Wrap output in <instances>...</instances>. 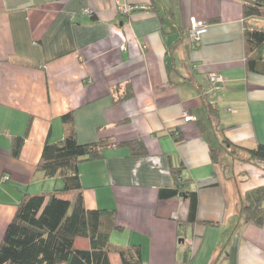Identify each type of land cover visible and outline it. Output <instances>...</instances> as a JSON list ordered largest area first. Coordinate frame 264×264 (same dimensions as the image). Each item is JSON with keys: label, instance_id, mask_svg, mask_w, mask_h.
I'll list each match as a JSON object with an SVG mask.
<instances>
[{"label": "crops", "instance_id": "1", "mask_svg": "<svg viewBox=\"0 0 264 264\" xmlns=\"http://www.w3.org/2000/svg\"><path fill=\"white\" fill-rule=\"evenodd\" d=\"M191 17L208 24L197 42ZM69 112L79 142L109 141L79 171L86 208L114 210L122 227L110 237L111 264L134 247L143 264H264V225L240 214L264 169L224 144L264 143V73L246 66L243 0H0V243L26 193L62 186L37 166L46 142L65 138ZM179 183L198 192L197 223L185 196L159 198Z\"/></svg>", "mask_w": 264, "mask_h": 264}, {"label": "trees", "instance_id": "2", "mask_svg": "<svg viewBox=\"0 0 264 264\" xmlns=\"http://www.w3.org/2000/svg\"><path fill=\"white\" fill-rule=\"evenodd\" d=\"M243 17L247 69L264 73V27L249 23L253 18H264V0H243ZM210 109L214 111L212 106ZM62 119L66 129L65 138L60 142L47 141L37 166L47 177L60 176L62 186L50 194L24 195L0 243V264H111L110 237L114 231H121L122 227L116 222L114 210L86 208L79 171L80 162L100 157L109 141L81 143L73 112L63 115ZM23 143L22 137L15 140L14 156L20 155ZM224 144L236 158L264 169V143L247 148L225 138ZM128 145L137 153L138 146L139 152H145L142 141L129 142ZM213 157L216 158L214 152ZM173 170L179 172L178 169ZM182 187L180 183L176 187H162L159 198L167 200L185 196L190 200L189 223H197L198 192ZM70 192L77 193L74 202L61 197ZM240 214L245 224L264 225V186L245 195ZM77 239H86L89 246H77ZM119 252L124 264H143L140 247L120 249Z\"/></svg>", "mask_w": 264, "mask_h": 264}, {"label": "built area", "instance_id": "3", "mask_svg": "<svg viewBox=\"0 0 264 264\" xmlns=\"http://www.w3.org/2000/svg\"><path fill=\"white\" fill-rule=\"evenodd\" d=\"M145 8H146V6H144V5H124L123 7H121V12L122 13H131L135 10L145 9ZM207 31H208V24L206 21L199 20L196 17H191L190 28H189V38L192 41H194V42L200 41L202 39L203 35H205V33H207ZM209 79L213 83H220V82L224 81L223 75L221 73H217V72L209 73ZM184 119L186 121H195V120H197V117L195 115L185 113ZM4 179H9V176L5 175Z\"/></svg>", "mask_w": 264, "mask_h": 264}, {"label": "rangeland", "instance_id": "4", "mask_svg": "<svg viewBox=\"0 0 264 264\" xmlns=\"http://www.w3.org/2000/svg\"><path fill=\"white\" fill-rule=\"evenodd\" d=\"M80 242H78L77 244H79ZM79 246V245H78Z\"/></svg>", "mask_w": 264, "mask_h": 264}]
</instances>
